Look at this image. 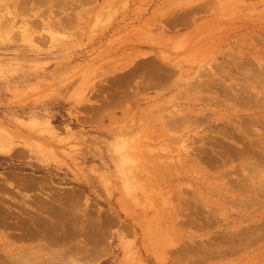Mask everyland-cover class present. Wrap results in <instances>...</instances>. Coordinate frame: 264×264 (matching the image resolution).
Returning a JSON list of instances; mask_svg holds the SVG:
<instances>
[{
    "label": "rangeland",
    "instance_id": "rangeland-1",
    "mask_svg": "<svg viewBox=\"0 0 264 264\" xmlns=\"http://www.w3.org/2000/svg\"><path fill=\"white\" fill-rule=\"evenodd\" d=\"M0 144V264H264V0H0Z\"/></svg>",
    "mask_w": 264,
    "mask_h": 264
},
{
    "label": "bare ground",
    "instance_id": "bare-ground-1",
    "mask_svg": "<svg viewBox=\"0 0 264 264\" xmlns=\"http://www.w3.org/2000/svg\"><path fill=\"white\" fill-rule=\"evenodd\" d=\"M221 137V136H220ZM222 138V137H221ZM220 138V139H221ZM221 140H223V139H221ZM2 141H4V140H2ZM5 142V141H4ZM231 142V141H230ZM1 143H3V142H1ZM213 144V143H212ZM0 146H1V144H0ZM4 148V147H3ZM242 148V147H241ZM243 149V148H242ZM231 150V149H230ZM242 152V151H241ZM231 153V152H230ZM237 153V152H236ZM238 153H239V151H238ZM229 154V153H228ZM241 155V154H240ZM220 157V156H219ZM221 160V159H220ZM219 160V161H220ZM223 160V159H222ZM222 160H221V162H222ZM223 163V162H222ZM35 186V185H34ZM28 223H29V226L31 227L32 225L36 228V226L33 224V222H32V219H30L29 218V221H28ZM35 228H31L32 230H30V228L28 229L29 231H26V233H24V234H22V236H24V237H28V238H31V237H37V235H38V232H37V230L35 229ZM84 249H85V247H83Z\"/></svg>",
    "mask_w": 264,
    "mask_h": 264
}]
</instances>
